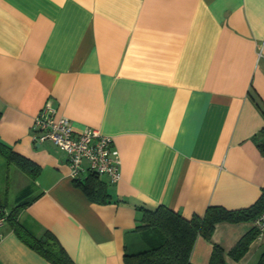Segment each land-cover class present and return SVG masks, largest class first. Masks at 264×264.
Segmentation results:
<instances>
[{"label": "crops", "instance_id": "crops-1", "mask_svg": "<svg viewBox=\"0 0 264 264\" xmlns=\"http://www.w3.org/2000/svg\"><path fill=\"white\" fill-rule=\"evenodd\" d=\"M46 103L74 132L111 136L120 179L109 202L89 200L65 152L32 139ZM262 141L264 0H0V143L38 167L31 177L0 152V187L11 173L18 193L30 187L18 219L52 232L75 264H122L139 240L137 205L190 218L253 204ZM253 230L252 220L217 222L190 261L214 264L218 245L223 264H260L264 232L229 255ZM0 264L50 263L6 219Z\"/></svg>", "mask_w": 264, "mask_h": 264}, {"label": "trees", "instance_id": "trees-1", "mask_svg": "<svg viewBox=\"0 0 264 264\" xmlns=\"http://www.w3.org/2000/svg\"><path fill=\"white\" fill-rule=\"evenodd\" d=\"M258 146L264 152V141L258 143ZM0 152L8 161L15 163L31 177L38 172L36 165L2 143H0ZM101 177L95 173H88L81 178L73 179V183L84 192L89 200L107 203L111 200V194L108 191L110 182ZM30 192L29 186L24 187L17 194L15 204L6 216L15 234L50 264H75L52 232L44 230L41 236H36L35 231L25 220L18 219V213L27 203L25 198ZM136 209L139 211V223L135 230L138 231L139 240L134 248L126 246L122 264H192L190 253L195 240L198 237L209 239L217 222L249 221L255 218L264 211V192L247 207L227 209L212 205L206 208L203 215L193 214L190 218H185L162 205L154 208L137 205ZM257 233V230H253L244 234L229 250V255L234 259H239ZM222 254L223 249L218 245H213L211 262L223 264ZM262 263H264V253L260 259V264Z\"/></svg>", "mask_w": 264, "mask_h": 264}, {"label": "built area", "instance_id": "built-area-1", "mask_svg": "<svg viewBox=\"0 0 264 264\" xmlns=\"http://www.w3.org/2000/svg\"><path fill=\"white\" fill-rule=\"evenodd\" d=\"M34 141H51L67 156L68 173L73 178H81L88 173L106 176L111 183L120 179L118 153L112 146V138L93 127L74 132L70 119L58 115L46 103L35 116L32 128ZM6 214L0 211V227ZM257 232H264V211L252 219Z\"/></svg>", "mask_w": 264, "mask_h": 264}, {"label": "rangeland", "instance_id": "rangeland-1", "mask_svg": "<svg viewBox=\"0 0 264 264\" xmlns=\"http://www.w3.org/2000/svg\"><path fill=\"white\" fill-rule=\"evenodd\" d=\"M9 179L6 183H4L3 187H0V201L7 208H11L14 205V196L18 193L17 191L20 189L22 183L14 181V177L12 173L9 175Z\"/></svg>", "mask_w": 264, "mask_h": 264}]
</instances>
